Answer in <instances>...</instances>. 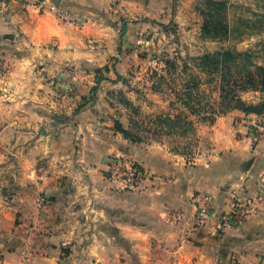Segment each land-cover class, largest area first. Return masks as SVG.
Returning a JSON list of instances; mask_svg holds the SVG:
<instances>
[{
    "label": "crops",
    "instance_id": "1",
    "mask_svg": "<svg viewBox=\"0 0 264 264\" xmlns=\"http://www.w3.org/2000/svg\"><path fill=\"white\" fill-rule=\"evenodd\" d=\"M3 2L0 264H264V206L241 229L216 232L212 218L181 245L187 226L173 217L192 215L199 194L219 216L264 187V138L233 115L199 123L214 149L192 165L116 129L130 127L114 99L122 77L142 69L161 36L199 34L192 0ZM115 156L152 174L148 191L112 190Z\"/></svg>",
    "mask_w": 264,
    "mask_h": 264
},
{
    "label": "rangeland",
    "instance_id": "2",
    "mask_svg": "<svg viewBox=\"0 0 264 264\" xmlns=\"http://www.w3.org/2000/svg\"><path fill=\"white\" fill-rule=\"evenodd\" d=\"M192 2L202 20L199 34L172 39L161 36L151 56L144 52L142 69L122 77L123 87L114 99L127 108L128 130L139 140L137 144L165 146L193 165L203 162L206 152L214 149L202 139L199 123L214 124L219 117L233 115L236 127H246L249 137L264 138V113L243 111L264 99L259 86L260 69H264V0ZM205 22L208 29L204 34ZM219 52L230 55L215 64L203 60ZM118 103L115 109H125ZM112 164L143 168L148 175L141 191L134 193L149 190L152 174L121 156L111 157L107 167L111 188Z\"/></svg>",
    "mask_w": 264,
    "mask_h": 264
},
{
    "label": "built area",
    "instance_id": "3",
    "mask_svg": "<svg viewBox=\"0 0 264 264\" xmlns=\"http://www.w3.org/2000/svg\"><path fill=\"white\" fill-rule=\"evenodd\" d=\"M5 1L22 4L34 0ZM5 3L0 5V9L6 8ZM36 3L41 10L49 7V0H36ZM147 175V172L137 165L112 164L108 180L113 191L120 192V194L134 193L141 191V183ZM194 202L196 207L192 215H186L183 212H176L173 215L176 222L184 223L187 226L183 229L184 234L180 237V245L189 240L197 231L205 228L212 218L216 219V228L214 229L216 232L243 228L248 219L258 214L264 206V187H257L251 194L242 197H233L229 202L228 210L219 216H215L210 198L199 194L194 197Z\"/></svg>",
    "mask_w": 264,
    "mask_h": 264
},
{
    "label": "trees",
    "instance_id": "4",
    "mask_svg": "<svg viewBox=\"0 0 264 264\" xmlns=\"http://www.w3.org/2000/svg\"><path fill=\"white\" fill-rule=\"evenodd\" d=\"M208 26L207 23L205 22L203 28H202V32H204V34L207 32ZM229 53H215V54H208L206 56H204L203 60L205 61V63H218L220 58L222 56H229ZM169 65V63L167 64V66ZM171 66H173V64H170ZM204 65V64H203ZM261 72V78L262 81L259 82V86L261 87V91L264 93V69H260ZM124 104L126 106H130L131 104L129 102H124ZM246 114H255V115H262L264 113V99L262 102H260L258 105H253V106H247L246 108H244L243 110ZM116 129L121 132L124 137L127 140H130L133 143H139V140H136V138L133 137L132 132L130 130H124L121 126V124L117 123L116 124Z\"/></svg>",
    "mask_w": 264,
    "mask_h": 264
},
{
    "label": "water",
    "instance_id": "5",
    "mask_svg": "<svg viewBox=\"0 0 264 264\" xmlns=\"http://www.w3.org/2000/svg\"><path fill=\"white\" fill-rule=\"evenodd\" d=\"M249 166H250V163H248V165H247L246 169H248V168H249Z\"/></svg>",
    "mask_w": 264,
    "mask_h": 264
}]
</instances>
